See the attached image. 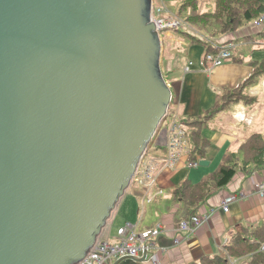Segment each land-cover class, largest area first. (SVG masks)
<instances>
[{"label":"water","instance_id":"obj_1","mask_svg":"<svg viewBox=\"0 0 264 264\" xmlns=\"http://www.w3.org/2000/svg\"><path fill=\"white\" fill-rule=\"evenodd\" d=\"M151 7L0 0V264H79L129 189L171 101Z\"/></svg>","mask_w":264,"mask_h":264},{"label":"crops","instance_id":"obj_2","mask_svg":"<svg viewBox=\"0 0 264 264\" xmlns=\"http://www.w3.org/2000/svg\"><path fill=\"white\" fill-rule=\"evenodd\" d=\"M259 30V26L251 25L222 35L218 44H231L233 48L243 39L252 46H248L251 48L250 52L249 49H244L238 56L232 54L231 61L211 71L204 65L206 51L201 42L179 31V28L166 33L160 67L170 84L172 95L168 108L169 123L173 119L181 123L200 119L203 112L214 105L222 89L234 87L249 75L251 60L264 61V39L258 41L253 37ZM259 88L264 89V77L248 89V92L254 93V97L258 98L256 105L237 103L227 111L218 113L202 129V135L209 141L205 155L200 159L208 161L205 166L189 167L188 155L183 154L175 166L165 167L161 159L166 155L169 124L167 128L157 131L150 146L156 150L155 155L150 158L159 160L156 182L153 189L149 190V198L146 190L142 195L150 200V205L156 204L153 206V215H150L152 212L144 205V201L143 212H140V206L129 187L112 212L101 237L113 242L117 229L125 223L134 225L136 231L162 223L167 232L156 240L155 250L160 264H194L205 256L222 254L230 240L243 237L247 232L264 224V193L257 191V185L264 181V170H254L248 176L238 171L225 187L212 191L206 202L200 205L197 212L208 215V218L195 234L177 245L172 243L176 224L174 213L177 208V202L172 195L173 187L184 179L196 183L213 172L222 155L235 150L252 131L264 135V91L257 95ZM224 202L227 203V211L223 210ZM248 257L250 254L233 259L241 261ZM116 261L114 259L109 264ZM118 264H151V261L141 262L135 258L124 259Z\"/></svg>","mask_w":264,"mask_h":264},{"label":"trees","instance_id":"obj_3","mask_svg":"<svg viewBox=\"0 0 264 264\" xmlns=\"http://www.w3.org/2000/svg\"><path fill=\"white\" fill-rule=\"evenodd\" d=\"M189 8L185 21L194 30L207 31L210 25H215L214 33L226 34L239 30L247 21L264 14V0H214L213 9L209 12L199 10L198 0H182L179 10ZM206 52H215L212 42L200 40ZM251 71L232 88H224L217 95L212 107L203 112V116L192 122L182 123L187 146L189 149L188 161L200 160L204 157L209 141L202 135V129L219 112L232 104L243 103L248 106L257 104L258 98L248 93L250 86L264 77V61H250ZM254 170H264V135L252 131L235 150L225 152L217 168L192 183L188 179L180 181L172 189V195L177 202L174 221L195 215L200 205L206 202L212 191L225 187L241 171L246 176ZM252 241V242H251ZM264 242V224L247 232L243 237L238 236L225 245L222 254L205 256L194 264H230V259L250 254L246 264H264V251L259 246Z\"/></svg>","mask_w":264,"mask_h":264},{"label":"built area","instance_id":"obj_4","mask_svg":"<svg viewBox=\"0 0 264 264\" xmlns=\"http://www.w3.org/2000/svg\"><path fill=\"white\" fill-rule=\"evenodd\" d=\"M163 4L160 7L154 6V0H152L150 19L154 23L158 33L162 30L178 29L181 28V23L173 17H162V13L166 10L164 7V0H161ZM264 24V14L261 15L252 25L260 26ZM185 25V24H184ZM213 48L217 50L215 52H206L204 54V65L208 71L213 68L229 62L232 60L231 44L224 45L217 42L212 43ZM188 68L186 67V70ZM169 137L166 147V155L161 161L166 167H173L178 162L181 155L189 154V149L186 142L184 128L181 122H177L175 119L171 120L169 125ZM150 158V157H149ZM199 160L192 162L188 161L189 167H196L199 165ZM158 160L153 162L145 156H142L131 178V186L138 183L142 184L144 189L148 192L152 184H154V177L156 164ZM257 191L261 194L264 193V182L257 185ZM223 210L227 211V203H223ZM208 218V215H202L198 212L195 215L186 217L178 221L174 226V233L172 235V243L174 245L179 244L183 240L189 238L195 234L196 230L202 225ZM167 230L162 223H158L151 228H146L142 231H136L135 226L130 223H125L119 227L116 231L115 240L110 242L100 236L95 242L92 250L83 257L79 264H109L114 259H119L124 256L133 258H139L142 256L144 250L147 251L146 260H150L151 264H160L156 258L155 250L156 240L166 233ZM260 249L264 250V242L261 244ZM164 251V248L160 249ZM250 257L246 259L249 261ZM236 260L230 259V264H235Z\"/></svg>","mask_w":264,"mask_h":264},{"label":"rangeland","instance_id":"obj_5","mask_svg":"<svg viewBox=\"0 0 264 264\" xmlns=\"http://www.w3.org/2000/svg\"><path fill=\"white\" fill-rule=\"evenodd\" d=\"M198 1H199V10L200 11H205V12L207 11V12H209V11H211L213 9L214 0H198ZM181 3H182V0H164V7L166 8V10L162 13V17L168 16V17H173V18L177 19L181 23V28H179V31L181 30L184 34H187V35H190V36H195V37H197L200 40H206V41H209V42L210 41H216V42H218V39H220V37L222 35H224V34L214 33L213 35H211L210 34L211 31L213 29H216V26L215 25L212 24V25L209 26V28H208L207 31L201 32V31L194 30L191 27L190 24H187V22L185 21V19H186L187 14L189 13V8L187 7V8L182 9L180 11L179 10V7H180ZM162 5L163 4L161 3V0H154V6L155 7H160ZM259 17L255 18V19H252L250 21H247L241 28L246 27V26H251ZM259 28L261 29V30H259L260 32L254 33V36L253 37H254L255 40L262 41L264 39V24L260 25ZM174 30H176V29H174ZM168 31L162 30V31L159 32V36H160V39H161V42H162L161 45L163 43H165V35H166V33H169ZM172 32L173 31H171V33ZM179 34L184 35L182 33H179ZM248 46H252V45L249 44V42H247L246 40L241 39V41L238 42V45H236L235 47L231 48L230 51H231V53L233 55L236 54V56H238V55H240V53L242 51H244V49H249V52H250V49L251 48L250 47L248 48ZM161 71H162V69H161ZM162 75H163L166 83L168 84V86L170 88V84L167 82V80L165 78L166 76L163 74V72H162ZM263 91H264L263 88H259L258 91H256V93L258 92L257 93V95H258V94L262 93ZM248 93L251 96L254 97V93H250V92H248ZM171 97H172V95H171ZM170 103H171V101H170ZM233 105H236V104L230 105L227 109H225L223 111H227ZM168 110H167V113H166V117L163 119V121H161L160 126L158 127V130L157 131L163 130V129L167 128L168 127V124L170 125V123L168 122V118H169L168 117V115H169ZM168 132H169V129H168ZM150 146L146 149V151L144 152V154L142 156H145V159L148 158L149 160H152L153 162H155L158 159L149 158V157H152V155H155V151H156L154 149H151L152 147H150ZM154 164L157 165L159 163H154ZM157 172H158V169H156V172H155L154 183L156 182ZM153 185L154 184L151 185L150 190L153 189ZM130 190H131L130 191L131 194L136 198L137 204L140 206V212L141 213L143 212V210H142V207H143L142 201H144V205H146L149 208V211L152 212V214H150V215H153V211H152L153 210V206H155L156 204L154 203V204L150 205L149 204L150 200H147V198H144V196H142L144 194V190H146V189H144V187L142 186V184L136 183V184H134L132 186L130 184ZM149 192L150 191H148V193H147V197L148 198L150 196V193ZM146 213H147V215H149V212L148 211H146ZM105 226H104V228H105ZM103 229H102V231H103ZM102 233L103 232L100 233V236H102ZM100 236L98 237V239L100 238ZM260 247H261V245L259 246V250L262 251L260 249ZM246 262H248V261H246V260H241V261L240 260H236L235 264H246Z\"/></svg>","mask_w":264,"mask_h":264},{"label":"bare ground","instance_id":"obj_6","mask_svg":"<svg viewBox=\"0 0 264 264\" xmlns=\"http://www.w3.org/2000/svg\"><path fill=\"white\" fill-rule=\"evenodd\" d=\"M99 236H100V235H99ZM96 241H97V240H96ZM92 247H93V246H92ZM91 250H92V248L90 249V251H91ZM90 251H89V252H90ZM89 252H88V253H89ZM88 253H87V254H88ZM87 254H86V255H87ZM86 255H85V256H86Z\"/></svg>","mask_w":264,"mask_h":264}]
</instances>
